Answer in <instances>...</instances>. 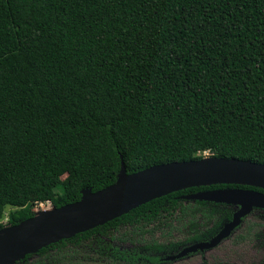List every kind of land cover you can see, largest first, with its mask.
Masks as SVG:
<instances>
[{"label":"trees","instance_id":"trees-1","mask_svg":"<svg viewBox=\"0 0 264 264\" xmlns=\"http://www.w3.org/2000/svg\"><path fill=\"white\" fill-rule=\"evenodd\" d=\"M205 153L264 164V0H0V229ZM222 188L264 192H175L16 264H156L232 220L186 198Z\"/></svg>","mask_w":264,"mask_h":264},{"label":"water","instance_id":"water-1","mask_svg":"<svg viewBox=\"0 0 264 264\" xmlns=\"http://www.w3.org/2000/svg\"><path fill=\"white\" fill-rule=\"evenodd\" d=\"M214 185L264 190V164L205 156L199 160L156 165L129 174L122 160L114 184L96 192L86 188L77 202L60 208L51 206L36 210L33 217L0 229V264H16L44 247L102 226L155 199L190 188ZM186 198L235 206L238 210L211 243L189 246L170 257L173 260L216 246L255 208L264 209V193L250 189H215Z\"/></svg>","mask_w":264,"mask_h":264},{"label":"rangeland","instance_id":"rangeland-1","mask_svg":"<svg viewBox=\"0 0 264 264\" xmlns=\"http://www.w3.org/2000/svg\"><path fill=\"white\" fill-rule=\"evenodd\" d=\"M205 156L209 157V153H205ZM51 203H42L35 206V210L45 209L51 207ZM9 210V209H8ZM7 222V219L3 221ZM262 224L263 229H257L260 231V236L254 240H249L247 235L243 232L246 226L251 224ZM255 230V231H257ZM126 238H134V235H119ZM113 244L119 249L126 251L139 250L141 253H145L142 248H138L131 243H125L121 241H114ZM180 251L169 253L170 257L177 255ZM162 260L156 264H264V211L258 210L246 219V222L239 228L235 234L228 240L224 241L217 248L206 251H194L193 253H187L181 258L175 260L170 259ZM137 264H151L143 259ZM155 264V263H153Z\"/></svg>","mask_w":264,"mask_h":264},{"label":"flooded vegetation","instance_id":"flooded-vegetation-1","mask_svg":"<svg viewBox=\"0 0 264 264\" xmlns=\"http://www.w3.org/2000/svg\"><path fill=\"white\" fill-rule=\"evenodd\" d=\"M222 189H225V188H222ZM243 189V188H242ZM250 190H255V189H250ZM257 191V190H256ZM259 192H261V191H259ZM264 193V192H263ZM230 206V205H229ZM230 207H232L233 208V210H234V213H233V216H234V214H235V212L238 210V208H236L235 206H230ZM258 210H263L264 211V209H258V208H255L248 216H246V217H244L243 219H242V222H241V224L230 234V235H228L227 237H225L224 239H222L216 246H214V247H211V248H205V249H203V250H201V249H199V250H197V251H206V250H212V249H215V248H217L220 244H222L224 241H226V240H228L230 237H232L234 234H235V232L236 231H238L239 230V228L244 224V222H246V219L247 218H249L252 214H253V212H255V211H258ZM232 219H233V217H232ZM228 222H230V221H228ZM228 222H226V223H228ZM225 223V224H226ZM224 224V225H225ZM224 225H223V227H224ZM222 227V228H223ZM249 228H256V229H259V228H262L263 229V225L262 224H251V225H248V226H246V229H245V231L243 232L244 234H242V235H247L248 236V239L249 240H254V239H256V238H258L259 236H260V231H255V230H252V231H248V229ZM222 230V229H221ZM220 230V231H221ZM219 231V232H220ZM219 232L216 234V235H214L211 239H209L208 241H204V242H194V243H188V244H185V245H183V246H181V247H179L177 250H175V251H173V252H176V251H182L183 249H185V248H187V247H189V246H192V245H195V244H198V243H211L212 241H213V239L219 234ZM117 241V240H116ZM120 241V240H119ZM121 242H123V241H121ZM125 243H130V242H125ZM132 244V243H131ZM114 245V244H113ZM134 245V244H133ZM115 246V245H114ZM134 246H136L137 247V245H134ZM116 247V246H115ZM142 248V247H141ZM120 250H122V249H120ZM142 250L143 251H145V253H146V250L144 249V248H142ZM135 251H136V249H135ZM131 252V251H130ZM134 252V251H133ZM138 252L139 253H141L139 250H138ZM173 252H170V253H173ZM179 252V253H180ZM178 253V254H179ZM190 253H193V252H190ZM141 254H143V253H141ZM167 254H169V253H157L156 255H158V256H161L162 257V260H164V259H168L170 256L169 255H167ZM177 254V255H178ZM34 258H36V257H34ZM33 258V259H34ZM32 258H31V260H33ZM142 259H139V263H140V261H141ZM162 262V261H161Z\"/></svg>","mask_w":264,"mask_h":264},{"label":"built area","instance_id":"built-area-1","mask_svg":"<svg viewBox=\"0 0 264 264\" xmlns=\"http://www.w3.org/2000/svg\"><path fill=\"white\" fill-rule=\"evenodd\" d=\"M36 211V210H35Z\"/></svg>","mask_w":264,"mask_h":264}]
</instances>
